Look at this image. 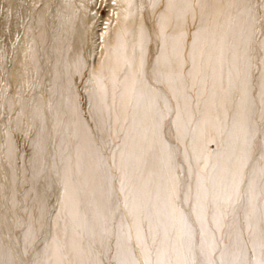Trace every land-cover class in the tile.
Here are the masks:
<instances>
[{"label": "bare ground", "instance_id": "obj_1", "mask_svg": "<svg viewBox=\"0 0 264 264\" xmlns=\"http://www.w3.org/2000/svg\"><path fill=\"white\" fill-rule=\"evenodd\" d=\"M0 264H264V0H0Z\"/></svg>", "mask_w": 264, "mask_h": 264}, {"label": "rangeland", "instance_id": "obj_2", "mask_svg": "<svg viewBox=\"0 0 264 264\" xmlns=\"http://www.w3.org/2000/svg\"><path fill=\"white\" fill-rule=\"evenodd\" d=\"M99 14H100L101 16H104V15H105V9H104V7H102V8L100 9ZM211 148L213 149V145H211Z\"/></svg>", "mask_w": 264, "mask_h": 264}]
</instances>
